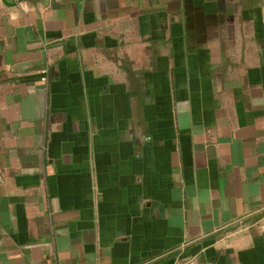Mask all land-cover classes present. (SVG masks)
<instances>
[{"label":"crops","instance_id":"0c3cea01","mask_svg":"<svg viewBox=\"0 0 264 264\" xmlns=\"http://www.w3.org/2000/svg\"><path fill=\"white\" fill-rule=\"evenodd\" d=\"M0 264H264V0H0Z\"/></svg>","mask_w":264,"mask_h":264},{"label":"built area","instance_id":"2783aa9c","mask_svg":"<svg viewBox=\"0 0 264 264\" xmlns=\"http://www.w3.org/2000/svg\"><path fill=\"white\" fill-rule=\"evenodd\" d=\"M45 80H46L45 78L42 79V81H45Z\"/></svg>","mask_w":264,"mask_h":264}]
</instances>
